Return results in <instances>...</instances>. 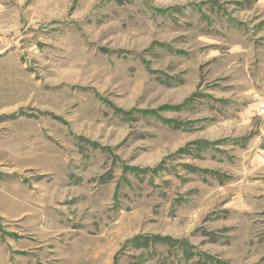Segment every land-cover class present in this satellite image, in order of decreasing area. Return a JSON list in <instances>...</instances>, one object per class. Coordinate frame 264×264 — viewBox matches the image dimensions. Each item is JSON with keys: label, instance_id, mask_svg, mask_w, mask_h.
Listing matches in <instances>:
<instances>
[{"label": "rangeland", "instance_id": "rangeland-1", "mask_svg": "<svg viewBox=\"0 0 264 264\" xmlns=\"http://www.w3.org/2000/svg\"><path fill=\"white\" fill-rule=\"evenodd\" d=\"M257 0H0V264H264Z\"/></svg>", "mask_w": 264, "mask_h": 264}, {"label": "crops", "instance_id": "crops-1", "mask_svg": "<svg viewBox=\"0 0 264 264\" xmlns=\"http://www.w3.org/2000/svg\"><path fill=\"white\" fill-rule=\"evenodd\" d=\"M257 4L260 8V12L264 14V0H257ZM264 25V23H263Z\"/></svg>", "mask_w": 264, "mask_h": 264}]
</instances>
